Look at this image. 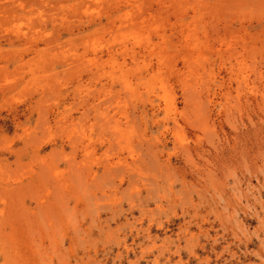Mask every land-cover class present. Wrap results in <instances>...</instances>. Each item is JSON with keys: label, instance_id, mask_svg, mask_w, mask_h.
Wrapping results in <instances>:
<instances>
[{"label": "rangeland", "instance_id": "rangeland-1", "mask_svg": "<svg viewBox=\"0 0 264 264\" xmlns=\"http://www.w3.org/2000/svg\"><path fill=\"white\" fill-rule=\"evenodd\" d=\"M0 264H264V0H0Z\"/></svg>", "mask_w": 264, "mask_h": 264}]
</instances>
